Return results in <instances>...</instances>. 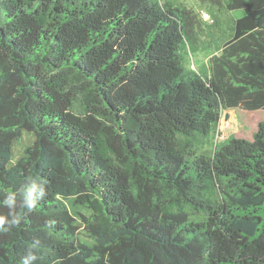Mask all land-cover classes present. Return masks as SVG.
<instances>
[{
	"label": "trees",
	"instance_id": "1",
	"mask_svg": "<svg viewBox=\"0 0 264 264\" xmlns=\"http://www.w3.org/2000/svg\"><path fill=\"white\" fill-rule=\"evenodd\" d=\"M200 7L0 0V264H264V0Z\"/></svg>",
	"mask_w": 264,
	"mask_h": 264
},
{
	"label": "rangeland",
	"instance_id": "2",
	"mask_svg": "<svg viewBox=\"0 0 264 264\" xmlns=\"http://www.w3.org/2000/svg\"><path fill=\"white\" fill-rule=\"evenodd\" d=\"M184 4L192 6L198 10L202 15L204 12H210L204 10L200 7L201 3H204L206 0H180ZM225 18V14L221 15ZM209 21L208 19H206ZM208 53L203 52L198 57L201 60H207ZM263 118V115H260L256 111H245L243 109H231L224 111L222 114V119L220 121L218 131L219 139H224L229 137L231 134L238 136H248L251 137L252 133L255 130L257 122ZM32 137L28 134L25 135L24 139L14 148L15 155L22 152L23 149L32 142Z\"/></svg>",
	"mask_w": 264,
	"mask_h": 264
},
{
	"label": "clouds",
	"instance_id": "3",
	"mask_svg": "<svg viewBox=\"0 0 264 264\" xmlns=\"http://www.w3.org/2000/svg\"><path fill=\"white\" fill-rule=\"evenodd\" d=\"M43 183L37 184L33 181L29 186L25 187L22 195V208H26L28 212H31L37 205V200L44 196ZM2 203L9 209L7 215H0V232H8L11 228L20 225L22 216L17 213V196L14 192H9L3 199ZM39 242L36 241L27 250L26 255L23 257L21 264H35L39 259L35 249L38 248Z\"/></svg>",
	"mask_w": 264,
	"mask_h": 264
},
{
	"label": "built area",
	"instance_id": "4",
	"mask_svg": "<svg viewBox=\"0 0 264 264\" xmlns=\"http://www.w3.org/2000/svg\"><path fill=\"white\" fill-rule=\"evenodd\" d=\"M203 17H204L205 19L211 20V16H210V14H209L208 12H204V13H203Z\"/></svg>",
	"mask_w": 264,
	"mask_h": 264
}]
</instances>
